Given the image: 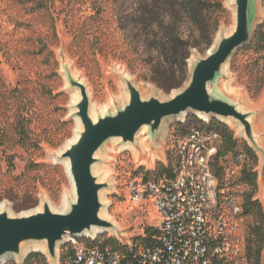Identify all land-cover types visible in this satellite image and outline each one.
I'll return each instance as SVG.
<instances>
[{"label": "rangeland", "instance_id": "374dc122", "mask_svg": "<svg viewBox=\"0 0 264 264\" xmlns=\"http://www.w3.org/2000/svg\"><path fill=\"white\" fill-rule=\"evenodd\" d=\"M224 3L231 20L221 23L206 51L191 49L189 72L197 58L205 57L222 36L232 32L234 9L228 0ZM129 6L130 0H0V78L9 88H23L31 99L25 117L38 142V148L33 151L18 146L0 147V204L5 203L8 212L18 214L40 206L42 209L44 202L53 211L66 212L75 198L61 154L74 137L80 96L72 100L74 88L69 85L67 74L85 84L90 114L94 118L113 113L128 102L126 78L143 98L155 96L161 100L170 98L187 83L188 79L180 87L164 91L143 78L149 75V70L136 58L140 53L139 35L134 34L129 24ZM255 6L256 29L264 23V0H255ZM249 61L248 55L240 58L241 66ZM243 88L244 84L230 68V61L222 76L210 86L211 90L217 89L232 100L242 97ZM185 119L186 116L165 118L152 143L144 128L136 137L135 149L121 147L123 144L117 138L108 140L99 149L95 166L100 164L98 170H104L107 175H96L99 181L108 183L101 191L105 190L101 200L116 230H103L93 239L114 236L119 243L131 245L145 227L158 228L159 220L151 200L134 201L129 184L140 182L145 171L154 176L162 161L175 164V145L182 136L179 123ZM201 119L209 121V117ZM193 125L188 124L187 129ZM228 125L236 137L244 138L237 127ZM9 155H13L12 164H9ZM226 171L237 174L236 163L230 155ZM241 188L236 186L234 190ZM86 238L92 239L87 234L79 236L83 242ZM31 243L35 242L24 246ZM62 245H57L58 261L64 249ZM37 251L41 252V247L32 246L26 256ZM45 257L53 264L52 259ZM3 261L18 262L11 257ZM233 264L241 261L237 259ZM261 264H264V248Z\"/></svg>", "mask_w": 264, "mask_h": 264}, {"label": "trees", "instance_id": "16d2710c", "mask_svg": "<svg viewBox=\"0 0 264 264\" xmlns=\"http://www.w3.org/2000/svg\"><path fill=\"white\" fill-rule=\"evenodd\" d=\"M231 13L224 0H130L127 18L135 35H139L140 53L136 58L148 66L149 75L143 78L152 81L164 91L180 87L189 76L188 59L192 48L206 51L213 43L223 22L231 20ZM248 55L250 61L240 64V58ZM264 23L258 25L252 39L238 49L230 60V68L237 80L244 84L250 97L258 98L264 88ZM31 99L19 86L9 88L0 78V147L16 146L25 151L38 148V142L28 128L25 112ZM12 117L13 120H9ZM193 123L206 132L218 134L216 153L211 160V170L218 181V190L230 188L239 198L242 207L244 248L236 260L241 264H261L264 248V208L256 197L258 193V154L245 140L236 137L233 129L224 121L211 117L204 121L189 113L179 131L184 135L187 125ZM187 129V130H186ZM231 156L237 174L226 171L227 157ZM242 155V160L238 156ZM12 156L9 164H12ZM30 164H33L30 162ZM175 164L159 163L150 176L145 171L140 182L164 177H173ZM241 186V189H235ZM18 210V209H17ZM158 229L145 227L143 234L135 236L131 245L119 243L113 236L103 239H84L89 246L109 247L118 252L124 261H132L139 251L155 241ZM83 242V240H81ZM57 264H66L72 249L63 244ZM49 264L42 252H30L23 264Z\"/></svg>", "mask_w": 264, "mask_h": 264}, {"label": "water", "instance_id": "95a60500", "mask_svg": "<svg viewBox=\"0 0 264 264\" xmlns=\"http://www.w3.org/2000/svg\"><path fill=\"white\" fill-rule=\"evenodd\" d=\"M255 12V0H234L232 32L222 36L209 54L196 59L187 83L166 100L155 96L143 98L126 78L128 102L113 113L93 118L85 84L67 74L69 85L79 91L76 115L82 125L77 139L61 154L62 160H68V171H65L72 182L75 198L66 212L53 211L47 202L40 211L21 216H12L7 209H0V259L11 254L20 255L24 244L45 242L52 263L57 264V244H64L66 235H82L93 227L116 230L111 220L100 216L104 208L100 194L108 183L99 181L94 173L98 161L96 153L110 139L135 145L136 137L144 127L152 143L165 118L193 113L200 118L215 117L221 121L231 118L239 122L245 140L255 151L260 150L251 125L253 113L242 110L236 101L217 89H210L222 76L234 53L252 39Z\"/></svg>", "mask_w": 264, "mask_h": 264}, {"label": "built area", "instance_id": "2783aa9c", "mask_svg": "<svg viewBox=\"0 0 264 264\" xmlns=\"http://www.w3.org/2000/svg\"><path fill=\"white\" fill-rule=\"evenodd\" d=\"M217 139V133L191 126L177 139L173 177L130 182L131 198H149L159 220L155 241L135 259L124 261L109 247L89 246L69 234L66 264H233L244 248L242 207L230 188L218 190L211 170Z\"/></svg>", "mask_w": 264, "mask_h": 264}, {"label": "bare ground", "instance_id": "6f19581e", "mask_svg": "<svg viewBox=\"0 0 264 264\" xmlns=\"http://www.w3.org/2000/svg\"><path fill=\"white\" fill-rule=\"evenodd\" d=\"M228 2L230 3V8L231 9H234L233 8L234 0H228ZM79 96L80 95H79L78 89H74L73 90V95H72V100L73 101H76L79 98ZM224 121L227 124H230V125H233V126L237 127L240 130V132L242 134H244V132L242 130V125L239 122H235L231 118H226V119H224ZM76 123H77V127H76V130L74 131V137L71 139V142L70 143L74 142L77 139V137L79 136V133H80V131L82 129V125H81V122H80V120H79L78 117H76ZM143 129H144V127L141 128V130H140L139 133H141L143 131ZM70 143H68V145ZM121 147L135 149V146L133 144H128V143L121 145ZM62 163L64 164L65 170L68 171V160L67 159H63L62 160ZM99 166H100V164H97L96 166H94V173L95 174L97 173L101 177L106 176L107 175V172H105L104 170H98V167ZM69 182H70L71 188L73 190V186H72V182H71L70 178H69ZM104 193H105V190L100 194L101 199H102ZM7 208L8 207H7V205L5 203L0 204V209H7ZM40 210H41V206L38 209H35V210H32V211H26V212H22V213H18V214H14V213H12L10 211L9 214L12 215V216H21V215L29 214L31 212H36V211H40ZM106 210H107L106 207L102 208L101 211H100V216L109 220V216L106 215ZM101 231H103V229L98 228V227H93L90 232L86 231V232H84V234H87L89 237L94 238L96 236V234L97 233H100ZM58 243H60V242H58ZM32 246H40L41 247V250H42L41 252L50 258L49 254H48V250H47V247H46L45 242H35V243L28 244L26 246H23L21 248L20 255H12V254L11 255H8V256H6L4 258H1L0 259V262L3 261V260H5V259H7V258H9V257L15 259L18 262L19 261H22L25 258L26 252L28 251V249L30 247H32Z\"/></svg>", "mask_w": 264, "mask_h": 264}, {"label": "crops", "instance_id": "0c3cea01", "mask_svg": "<svg viewBox=\"0 0 264 264\" xmlns=\"http://www.w3.org/2000/svg\"><path fill=\"white\" fill-rule=\"evenodd\" d=\"M244 93L240 99H234L242 110L252 112L251 125L256 142L260 150L258 154V193L256 197L261 201L264 207V91L258 98L250 97L249 93L243 88Z\"/></svg>", "mask_w": 264, "mask_h": 264}]
</instances>
